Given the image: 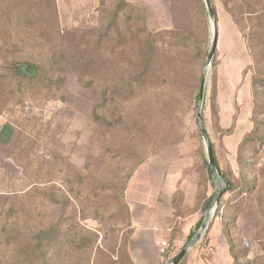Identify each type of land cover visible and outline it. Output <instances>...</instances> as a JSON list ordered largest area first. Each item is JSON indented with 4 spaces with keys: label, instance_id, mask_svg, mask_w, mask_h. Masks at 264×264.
Returning <instances> with one entry per match:
<instances>
[{
    "label": "rangeland",
    "instance_id": "rangeland-1",
    "mask_svg": "<svg viewBox=\"0 0 264 264\" xmlns=\"http://www.w3.org/2000/svg\"><path fill=\"white\" fill-rule=\"evenodd\" d=\"M171 3L0 0V203L18 209L0 264H131L126 193L147 163L169 179L151 213L170 237L167 255L144 253L170 264L218 192L197 117L206 69L204 121L232 188L181 264H264V0H211L209 66L204 0ZM35 67L43 81L18 77ZM57 221L41 256L26 238Z\"/></svg>",
    "mask_w": 264,
    "mask_h": 264
},
{
    "label": "crops",
    "instance_id": "crops-1",
    "mask_svg": "<svg viewBox=\"0 0 264 264\" xmlns=\"http://www.w3.org/2000/svg\"><path fill=\"white\" fill-rule=\"evenodd\" d=\"M155 168V165L151 163L143 165L132 176L126 193L132 222L129 246L136 264H151V260L146 259L144 253L146 241H152L154 247L157 248L161 241L170 237L168 233L170 229L166 231L156 226L151 213L152 209L158 207L160 193L169 190V179L167 181L164 177L156 175Z\"/></svg>",
    "mask_w": 264,
    "mask_h": 264
},
{
    "label": "water",
    "instance_id": "water-1",
    "mask_svg": "<svg viewBox=\"0 0 264 264\" xmlns=\"http://www.w3.org/2000/svg\"><path fill=\"white\" fill-rule=\"evenodd\" d=\"M204 2L206 5V8H207L208 15H209L210 19L212 20V32H213L212 46H211L210 52L208 54L207 63H206L207 66H209V64L212 62V60L215 56V53H216L217 44H218V32H217V28H216V20H215V15H214V10L212 7L211 0H204ZM207 80H208V69H206L204 72V84H203V86L200 90V94H199V102H198V106H197V117H198L200 130H201V133H202V136H203V139L205 142V146H206L208 168H209L210 174H211L214 182L218 186V192L209 202L208 207H207L206 212H205L203 222H202L199 230L194 235V237L191 239V241L188 243V245L179 254H177L172 259L170 264H178L183 259V257L186 256V254L201 240V238L204 236V234L208 230L211 221L215 217V213H216V210L218 207V203H219L222 195L224 194V192L228 188L225 180L220 175V173L217 169L214 154H213L212 144H211V141H210V138L208 135V131H207V128L205 125V121H204L203 107H204L205 98H206V82H207Z\"/></svg>",
    "mask_w": 264,
    "mask_h": 264
},
{
    "label": "trees",
    "instance_id": "trees-1",
    "mask_svg": "<svg viewBox=\"0 0 264 264\" xmlns=\"http://www.w3.org/2000/svg\"><path fill=\"white\" fill-rule=\"evenodd\" d=\"M195 1V4H199L200 0H193ZM187 4V0H172V8L174 9H178L180 10L181 13H185L186 14V11H185V6ZM35 70L36 72L33 73L32 75H28L26 73H24L21 68L19 69V72H18V77L20 79H23V80H38V81H43L44 78L47 76V74L41 72L42 70H40L39 68H36L35 67ZM52 71V70H51ZM43 77V79L41 78ZM253 90H254V96H256V82L254 81L253 82ZM9 132H13V130L11 128H8L7 129ZM212 144V143H211ZM212 149H213V154H214V158H215V162H216V166H217V169L220 173V175L223 177V179L225 180V176L224 174L222 173L220 167H219V163H218V160L215 156V151H214V147L212 145ZM206 170H207V173H208V176H209V179L212 183H214L213 181V178L210 174V171H209V168H208V165H207V162H206ZM131 177V176H130ZM228 188H232V185L230 183H228ZM212 197L209 198V200H207L206 204H205V210L207 209V206L209 204V202L211 201ZM17 206L15 205V203H8V202H5V203H0V240L3 236H7L8 234H10L11 232L14 231L15 227H16V221H17V214H18V211H17ZM204 219V218H203ZM203 219L199 222V226L200 224H202L203 222ZM60 226H61V221H57V223L53 224L52 228L51 229H48V228H43L39 230V232L37 234L35 233H32L30 232L29 233V238H26L27 242L28 243H33L36 241V245H35V250L41 255V256H44L45 255V252H44V246H45V242L47 240H50L52 237L55 239V238H58L59 236V231H60ZM196 234L195 231H192L188 237V240L191 241V239L194 237V235ZM32 235V236H31ZM11 237H8L6 240V244L9 246L10 244H13V240L14 239H9ZM50 238V239H49ZM27 243V246L30 247V245ZM29 251V250H28ZM30 253V251H29ZM184 258V257H183ZM183 260V259H182ZM182 260L178 263V264H181L182 263ZM131 264H134L132 258H130V261H129Z\"/></svg>",
    "mask_w": 264,
    "mask_h": 264
},
{
    "label": "built area",
    "instance_id": "built-area-1",
    "mask_svg": "<svg viewBox=\"0 0 264 264\" xmlns=\"http://www.w3.org/2000/svg\"><path fill=\"white\" fill-rule=\"evenodd\" d=\"M169 246L166 241L161 242L160 244V253L161 255L165 256L168 254Z\"/></svg>",
    "mask_w": 264,
    "mask_h": 264
}]
</instances>
